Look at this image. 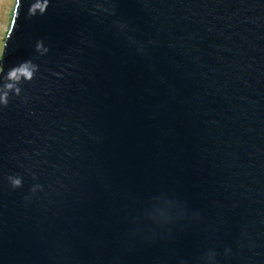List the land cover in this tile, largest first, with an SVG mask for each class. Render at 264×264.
Wrapping results in <instances>:
<instances>
[{
	"label": "water",
	"instance_id": "water-1",
	"mask_svg": "<svg viewBox=\"0 0 264 264\" xmlns=\"http://www.w3.org/2000/svg\"><path fill=\"white\" fill-rule=\"evenodd\" d=\"M14 3L0 264H264V0Z\"/></svg>",
	"mask_w": 264,
	"mask_h": 264
},
{
	"label": "rangeland",
	"instance_id": "rangeland-1",
	"mask_svg": "<svg viewBox=\"0 0 264 264\" xmlns=\"http://www.w3.org/2000/svg\"><path fill=\"white\" fill-rule=\"evenodd\" d=\"M14 4V0H0V44H3L4 29L13 15Z\"/></svg>",
	"mask_w": 264,
	"mask_h": 264
},
{
	"label": "clouds",
	"instance_id": "clouds-1",
	"mask_svg": "<svg viewBox=\"0 0 264 264\" xmlns=\"http://www.w3.org/2000/svg\"><path fill=\"white\" fill-rule=\"evenodd\" d=\"M35 7H39V5H34L33 10L35 9ZM18 11L19 9L17 10V18H18ZM3 48H4V44H0V50H3ZM12 75H15V73H13Z\"/></svg>",
	"mask_w": 264,
	"mask_h": 264
}]
</instances>
